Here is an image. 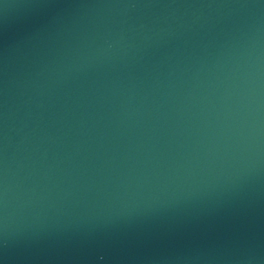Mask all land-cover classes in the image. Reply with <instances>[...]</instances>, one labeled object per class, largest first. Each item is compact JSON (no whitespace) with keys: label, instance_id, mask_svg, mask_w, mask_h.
Returning a JSON list of instances; mask_svg holds the SVG:
<instances>
[{"label":"water","instance_id":"1","mask_svg":"<svg viewBox=\"0 0 264 264\" xmlns=\"http://www.w3.org/2000/svg\"><path fill=\"white\" fill-rule=\"evenodd\" d=\"M0 264H264V0H0Z\"/></svg>","mask_w":264,"mask_h":264}]
</instances>
